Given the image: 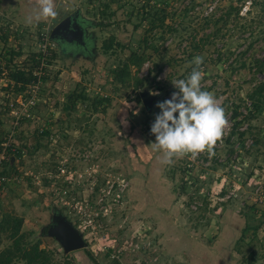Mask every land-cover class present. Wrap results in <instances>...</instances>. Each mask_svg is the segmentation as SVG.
I'll use <instances>...</instances> for the list:
<instances>
[{
    "label": "rangeland",
    "instance_id": "1",
    "mask_svg": "<svg viewBox=\"0 0 264 264\" xmlns=\"http://www.w3.org/2000/svg\"><path fill=\"white\" fill-rule=\"evenodd\" d=\"M246 1L56 0L29 24L37 0H0V252L17 217L53 264H264V0ZM194 67L226 124L165 163L157 102Z\"/></svg>",
    "mask_w": 264,
    "mask_h": 264
},
{
    "label": "clouds",
    "instance_id": "2",
    "mask_svg": "<svg viewBox=\"0 0 264 264\" xmlns=\"http://www.w3.org/2000/svg\"><path fill=\"white\" fill-rule=\"evenodd\" d=\"M57 15L56 0H37V8L26 18V23ZM202 56L193 63L200 65ZM201 71L194 67L186 78L172 81L177 91L157 102L150 131L155 134L153 147L162 151L164 162L171 163L174 155L196 153L211 148L221 137L226 124L224 109L213 93L200 86Z\"/></svg>",
    "mask_w": 264,
    "mask_h": 264
},
{
    "label": "trees",
    "instance_id": "3",
    "mask_svg": "<svg viewBox=\"0 0 264 264\" xmlns=\"http://www.w3.org/2000/svg\"><path fill=\"white\" fill-rule=\"evenodd\" d=\"M106 6H108L106 4ZM159 13V12H158ZM156 14V15H155ZM155 16H150L148 18V23L152 25L155 21V19H159L163 21L164 19V14H157V12H154ZM155 17V19H154ZM110 44V43H109ZM109 44H104V49L110 47ZM128 75L126 72V67L122 66L120 69L116 71V77H119V81H124L125 76ZM10 81H22V84H26V82L30 81L31 79V74L29 77H25L24 73L17 69L9 72L8 75ZM33 79H36V76L33 77ZM264 87V81L261 82L256 88L252 90V92L249 94V98L251 101V107L254 110L259 109L261 107L262 103V97L264 96H259L261 95L262 89ZM258 95L255 97V95ZM19 154V152H17ZM15 219V225L13 226L12 229H10L9 235L12 238V245L11 248L13 250H10L8 254H4V252H0V264H10L11 263V258L12 255L14 254L13 251H17L21 258L25 261V264H53L51 262L50 254L48 251H46L44 248H41L37 242L28 244L24 241V234L20 232V219L17 217H14ZM9 221L12 222V220L9 218ZM248 226H245L243 231L247 228ZM19 257V256H18Z\"/></svg>",
    "mask_w": 264,
    "mask_h": 264
},
{
    "label": "water",
    "instance_id": "4",
    "mask_svg": "<svg viewBox=\"0 0 264 264\" xmlns=\"http://www.w3.org/2000/svg\"><path fill=\"white\" fill-rule=\"evenodd\" d=\"M67 21L68 20H64V22L55 26L54 29L56 30L59 26H65ZM59 232L61 238L64 240L65 249L73 250L82 247L83 243L81 238L73 228L64 226Z\"/></svg>",
    "mask_w": 264,
    "mask_h": 264
},
{
    "label": "built area",
    "instance_id": "5",
    "mask_svg": "<svg viewBox=\"0 0 264 264\" xmlns=\"http://www.w3.org/2000/svg\"><path fill=\"white\" fill-rule=\"evenodd\" d=\"M251 5V0H248L245 2V4L243 5L242 9H241V13L244 14L248 11V9L250 8ZM1 179V177H0Z\"/></svg>",
    "mask_w": 264,
    "mask_h": 264
},
{
    "label": "flooded vegetation",
    "instance_id": "6",
    "mask_svg": "<svg viewBox=\"0 0 264 264\" xmlns=\"http://www.w3.org/2000/svg\"><path fill=\"white\" fill-rule=\"evenodd\" d=\"M64 27V26H63Z\"/></svg>",
    "mask_w": 264,
    "mask_h": 264
}]
</instances>
